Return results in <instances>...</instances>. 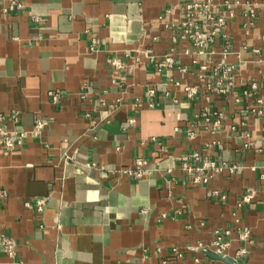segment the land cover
Listing matches in <instances>:
<instances>
[{
	"label": "crops",
	"instance_id": "0c3cea01",
	"mask_svg": "<svg viewBox=\"0 0 264 264\" xmlns=\"http://www.w3.org/2000/svg\"><path fill=\"white\" fill-rule=\"evenodd\" d=\"M205 1L0 0V264H221L189 249L226 232L264 264V0H216L199 56Z\"/></svg>",
	"mask_w": 264,
	"mask_h": 264
},
{
	"label": "built area",
	"instance_id": "2783aa9c",
	"mask_svg": "<svg viewBox=\"0 0 264 264\" xmlns=\"http://www.w3.org/2000/svg\"><path fill=\"white\" fill-rule=\"evenodd\" d=\"M215 1L216 0H206L204 3H190L189 5L186 6V11H185V20L177 26V31L180 33L179 36V41L183 43H192L194 47L197 49V54L199 56L205 55V46L207 42L209 41V36H215L217 35L221 29L225 26V20L220 17V18H215L211 11L215 6ZM226 8L229 10V13L232 15L233 10L236 8H243L245 12L247 13L249 22L246 24V27L249 28L253 24V21L257 18L259 10L257 8L256 4L253 3H247V4H241L240 2H230L226 1L225 2ZM206 23L208 26L211 27L212 31L209 34L208 32H205L201 25L202 23ZM174 64V56L173 54H170L164 58V61L160 64V67L162 68H168L172 67ZM114 65L120 66L119 63L114 62ZM230 74H231V69L230 68H225L223 71V81H229L230 79ZM184 91L190 99H193L198 91L195 87H185ZM223 93L224 90H221ZM53 100H57L58 96L53 95ZM259 114H262V112H259ZM41 122L37 123V129L42 128ZM2 131L5 139H4V144L5 147L8 150L14 149L15 143L13 136H11L8 132L4 131L3 128L0 129ZM191 136H193V133H191ZM195 158H198V154L194 155ZM146 162H139V167L142 168L146 166ZM204 166H207L204 164ZM211 168H213L216 171L223 170V168H219L215 166L214 164L209 165ZM237 167H231L230 170H235ZM142 172L140 171L137 174V177H141ZM196 183L198 182H206L208 180V177H197L194 179ZM254 199L253 193H249L244 197V202L245 203H251L252 200ZM44 201H39L38 202V210L42 211L44 208ZM248 237V233L245 234V240ZM212 247L217 250L220 253H228L230 248H231V241L228 239V232L226 233H217L215 236V239L212 243ZM6 251L11 255L13 254V244L11 240L8 239L6 243ZM243 251L237 253V257L241 256Z\"/></svg>",
	"mask_w": 264,
	"mask_h": 264
},
{
	"label": "water",
	"instance_id": "95a60500",
	"mask_svg": "<svg viewBox=\"0 0 264 264\" xmlns=\"http://www.w3.org/2000/svg\"><path fill=\"white\" fill-rule=\"evenodd\" d=\"M253 239L252 236V232L250 231L248 233V237L247 239L244 241V243L246 244L247 248H246V255L249 252V245L251 243ZM11 242L13 244V252H15L17 250V244L16 241L11 239ZM190 251L199 253L201 255H204L205 257H207L208 259L216 262V263H221V264H241L240 261L236 258H234L233 256H231L228 253H220L217 250H215L212 245H200L197 247H191L189 249Z\"/></svg>",
	"mask_w": 264,
	"mask_h": 264
}]
</instances>
